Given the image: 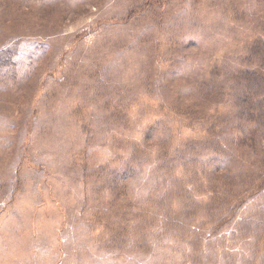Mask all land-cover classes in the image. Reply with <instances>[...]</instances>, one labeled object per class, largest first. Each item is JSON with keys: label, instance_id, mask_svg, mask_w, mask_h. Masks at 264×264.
Segmentation results:
<instances>
[{"label": "rangeland", "instance_id": "374dc122", "mask_svg": "<svg viewBox=\"0 0 264 264\" xmlns=\"http://www.w3.org/2000/svg\"><path fill=\"white\" fill-rule=\"evenodd\" d=\"M263 26L264 0H0V53L14 61L0 66V264H198L181 240L150 239L145 212L131 223L102 168L120 169L148 126L162 138L173 126L171 156L215 117L224 126L229 90L213 101L197 86L222 82ZM164 107L197 108L208 123L179 127ZM197 143L183 152L195 160L178 163L206 160L197 175L208 185L228 164ZM145 157L122 194L138 207L172 184H161L155 150ZM247 158L239 149L229 161ZM242 252L249 258L238 245L227 256L240 264Z\"/></svg>", "mask_w": 264, "mask_h": 264}, {"label": "trees", "instance_id": "16d2710c", "mask_svg": "<svg viewBox=\"0 0 264 264\" xmlns=\"http://www.w3.org/2000/svg\"><path fill=\"white\" fill-rule=\"evenodd\" d=\"M5 53H0L1 67L10 62L14 64L13 55L9 51ZM234 65L222 82L197 86L198 97L205 100L214 101L218 94L229 90L227 94H230L234 110L224 126L213 123L218 120L215 117L199 137L181 142L172 156L165 142L172 141L173 126L162 127L163 138L157 126H148L138 135L142 148L134 144L120 169H108L105 165L102 168H105L103 179L114 188L113 202L119 211L123 215L130 214L131 223L145 212L148 216L146 226L151 229L150 239L164 241L159 242V246L172 239L181 240L189 246L192 253L189 256L193 255L198 264H208L215 259H220L221 264H233L227 250L235 245L245 248L249 255L246 259L242 252L240 264H264V252H260L264 249L259 247L258 250L254 240H248L256 236V241L262 240L264 246V26L262 33L248 44L246 53L240 60L236 59ZM237 65L241 69L237 70ZM197 110L190 107L175 111L170 107L162 109L179 127L186 123L200 130L207 125L208 119ZM197 142L213 148L215 155L212 157L217 167L228 164L209 172L208 185L197 175L206 160L193 165L178 163L179 160H195L194 155L185 157L183 152H191L185 146L193 151L201 150ZM239 149L247 152V160L243 164L229 161ZM154 150L159 155L156 163L165 171V174L161 173L164 178L161 184H172L162 197L149 199L144 207H138L126 202L123 189L137 176L138 169L146 161L145 155ZM198 157L200 159V153ZM207 204L212 212L199 214L201 206ZM205 222H210V226L203 227ZM141 224L142 221L136 226ZM227 231L236 232L238 238L228 237ZM185 255L189 257L187 253Z\"/></svg>", "mask_w": 264, "mask_h": 264}]
</instances>
